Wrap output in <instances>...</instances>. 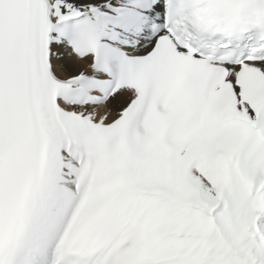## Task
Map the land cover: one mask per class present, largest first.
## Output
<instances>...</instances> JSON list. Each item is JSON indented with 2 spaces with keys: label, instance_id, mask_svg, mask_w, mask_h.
Returning a JSON list of instances; mask_svg holds the SVG:
<instances>
[{
  "label": "snow or ice",
  "instance_id": "obj_1",
  "mask_svg": "<svg viewBox=\"0 0 264 264\" xmlns=\"http://www.w3.org/2000/svg\"><path fill=\"white\" fill-rule=\"evenodd\" d=\"M0 264H264V0H0Z\"/></svg>",
  "mask_w": 264,
  "mask_h": 264
}]
</instances>
